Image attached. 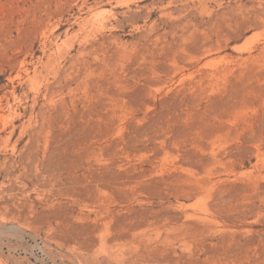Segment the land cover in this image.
Wrapping results in <instances>:
<instances>
[{"label":"rangeland","instance_id":"374dc122","mask_svg":"<svg viewBox=\"0 0 264 264\" xmlns=\"http://www.w3.org/2000/svg\"><path fill=\"white\" fill-rule=\"evenodd\" d=\"M0 264H264V0H0Z\"/></svg>","mask_w":264,"mask_h":264}]
</instances>
